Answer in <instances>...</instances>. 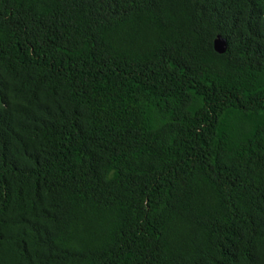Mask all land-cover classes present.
Returning <instances> with one entry per match:
<instances>
[{
    "label": "trees",
    "instance_id": "1",
    "mask_svg": "<svg viewBox=\"0 0 264 264\" xmlns=\"http://www.w3.org/2000/svg\"><path fill=\"white\" fill-rule=\"evenodd\" d=\"M0 264H264V0H0Z\"/></svg>",
    "mask_w": 264,
    "mask_h": 264
},
{
    "label": "water",
    "instance_id": "2",
    "mask_svg": "<svg viewBox=\"0 0 264 264\" xmlns=\"http://www.w3.org/2000/svg\"><path fill=\"white\" fill-rule=\"evenodd\" d=\"M227 47V39L220 34L215 40V50L219 53H224L227 50Z\"/></svg>",
    "mask_w": 264,
    "mask_h": 264
}]
</instances>
